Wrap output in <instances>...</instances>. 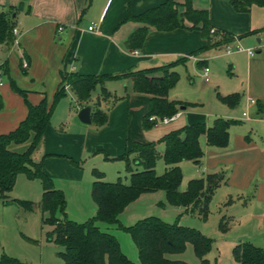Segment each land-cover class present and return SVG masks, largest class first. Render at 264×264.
Instances as JSON below:
<instances>
[{
    "label": "crops",
    "instance_id": "0c3cea01",
    "mask_svg": "<svg viewBox=\"0 0 264 264\" xmlns=\"http://www.w3.org/2000/svg\"><path fill=\"white\" fill-rule=\"evenodd\" d=\"M165 1L0 0V11L13 12L15 26L20 31L18 45L0 44L2 100L0 134L16 129L27 117L26 99L38 104L46 97L48 105H53L63 76H68L72 72L83 75L114 74L164 66L186 58V61L176 64L173 70L177 71L180 67L192 63V67L201 68L203 74L204 67H209V63L220 55L211 52L212 48L221 45L226 46L227 54L244 52L249 59L247 74L245 77H239L236 88L217 91L214 95L213 111L209 113L194 111L188 102L187 105H181L180 111L173 120L168 123L159 122L155 126L179 122V127L175 129L177 130L196 122H205L209 127L220 117L236 120L237 122L230 127V140L227 146H212L208 143L206 135H203L200 138L204 150L201 164L183 161L180 166L182 168L183 163L186 162L194 163L200 168L199 178L211 174L219 175L221 183L216 191H222V196L226 200L224 205H229L230 208V218L234 222L236 218L262 225L264 223V57L254 56L255 52H261L260 43L264 42L262 32L264 6L252 4L247 10L238 11L233 4L235 0H192L195 9L209 12L212 32L216 34L213 46L205 48L208 40L204 38L200 29L191 28L192 23L186 19V27L171 31L152 27L141 49H128L126 41L140 25L139 22L131 19V16L142 14ZM178 2L179 11L183 12L184 0ZM60 25L64 26L61 32L58 30ZM90 26H94V29L90 30ZM227 37H231V41L227 42ZM232 44H244L250 48L255 46L252 47L254 54L250 55L247 51L239 50L230 53L227 46ZM23 60H26L27 67L22 64ZM156 75L162 76V73ZM210 82L211 79L207 83ZM13 83L26 92V98L16 91ZM105 86L112 93L109 100L102 101L99 105L103 111L106 107L109 108L106 124L98 126L92 120L88 124L91 126H83L82 124L85 123L81 122L77 115L81 123L78 124L81 133L79 135L57 132V129L53 130L48 125L46 136L34 153V159L39 161L36 156L37 151L45 144L42 157L45 171L54 179L56 188L63 190L67 195L68 206V189L64 187L65 185L58 186L57 178L67 179V186L76 188L83 182V175L81 172L72 174L70 169L74 168L67 160L62 165L64 169L68 168L67 173L60 170V164H57L59 159L55 156L62 149L69 150L71 146H65V143L73 144L72 146L76 151H80L81 155L91 150L88 142L93 135L92 140L95 141V138L96 143L92 150H95L98 149L99 138L108 133L110 137L118 139L108 154L112 157H120L130 151L134 144L146 143L150 140L149 132L143 128V118L148 112L152 95L137 92L134 88V79L131 77L107 81ZM96 90H98L96 96L93 95L89 103L92 112L102 91L100 86ZM234 93L240 94V100L233 107L220 98ZM69 94L75 93L68 89V96ZM115 96H121L123 99L118 106L113 105L111 109L110 100ZM169 99L180 100L171 97ZM66 100L67 97L62 98L57 105L64 106ZM201 102V99L195 101L197 105L202 104ZM182 106L186 107L183 109ZM81 108L77 106L76 114ZM76 114L73 113L72 120ZM82 132L92 135L90 134V138L85 137ZM67 152L77 158V152L72 150ZM136 156L137 154L135 158ZM95 179L96 176H92L88 181L92 185ZM91 212V217L96 215L97 205ZM240 242L246 241L241 239L237 244Z\"/></svg>",
    "mask_w": 264,
    "mask_h": 264
},
{
    "label": "trees",
    "instance_id": "16d2710c",
    "mask_svg": "<svg viewBox=\"0 0 264 264\" xmlns=\"http://www.w3.org/2000/svg\"><path fill=\"white\" fill-rule=\"evenodd\" d=\"M233 4L236 10L244 11L252 4L264 6V0H235ZM182 6L185 10L180 12L178 0H166L142 14L132 15L131 19L136 20L140 25L128 37L126 47L132 50L141 49L152 27L171 31L186 27V19L192 23L191 28L200 29L204 38L208 40L205 48L213 46L216 34L212 32L209 12L195 9L192 0H184ZM15 27L13 12L0 11V44L6 46L14 44ZM231 39L227 37L226 41L229 42ZM184 61L186 58L164 66L114 74L83 75L72 72L68 76H63L51 107L46 97L38 104L26 99L27 117L16 129L0 134V200L5 204L16 202L31 210L33 208L31 201L10 198L9 194L21 173L31 179L41 180L43 187L41 208L43 213L47 214L44 221L53 227L48 238L64 247L60 252L63 264H133L122 251L117 237L103 231L99 226L100 222L115 224L131 233L138 247L141 264H187L184 260L172 259L168 255L183 253L188 243L194 246L200 260L199 264H211L207 255L211 250L212 240L200 230L178 223H168L155 216L142 219L128 227L121 223L119 217L143 193L159 190L165 192L169 204L183 206L192 211L199 210L203 217H206L210 200L221 183V177L211 174L205 178H194L190 181L188 189L181 191L184 175L180 163L193 161L198 165L201 164L204 150L200 138L203 135H206L208 143L212 146H227L230 140V127L237 122L236 120L220 117L209 127L205 122H196L167 134L163 138L165 144L163 158L167 166L163 175H159L156 171V145L140 142L134 144L131 151L119 157L126 160L128 169L131 170V182L127 184L122 180L106 181L104 173L96 171L91 193L97 205V213L82 223L67 217V200L64 191L56 188L54 179L45 171L43 159L40 161L34 159L35 151L46 136L53 109L68 95V89L75 93L79 107H84L89 105L97 87H101V94L92 112V120L98 126L108 121L107 112L99 108L102 101L112 97V93L105 86L106 82L129 77L134 79V88L137 92L152 95L148 112L143 118L144 129H149L158 123L152 119L153 116L162 119L176 115L181 105L187 103L170 100L168 93L179 81V73L173 70V67ZM157 73H162V76H157ZM14 88L26 98L24 90L16 84ZM220 98L233 107L239 102L240 94L234 93ZM26 143H29L26 150L19 151L16 148ZM131 152L137 154L134 161L140 169L136 171L131 167L129 155ZM234 255L240 264H264V249L249 241L237 244ZM3 260L19 263L16 258L7 255ZM2 263L3 261H0V264Z\"/></svg>",
    "mask_w": 264,
    "mask_h": 264
},
{
    "label": "rangeland",
    "instance_id": "374dc122",
    "mask_svg": "<svg viewBox=\"0 0 264 264\" xmlns=\"http://www.w3.org/2000/svg\"><path fill=\"white\" fill-rule=\"evenodd\" d=\"M259 17V15H257ZM261 28V26H260ZM264 37V28L262 30ZM264 40V38H263ZM262 45L260 53L255 52L254 57H264V42L257 43ZM237 47L238 45L232 44ZM244 48L250 46L242 45ZM255 47V46H251ZM226 46H219L211 49V52L220 54L216 59L209 63L211 82L207 83L201 68H193L192 63L180 67L179 81L169 90L168 97L172 99H180L186 103H190L192 110L209 113L213 111L214 95L217 91H228L236 88L239 83V77H245L248 71V56L244 52L226 53ZM24 59V57H23ZM24 62V60H23ZM237 64V68H236ZM204 73V71H203ZM244 90V89H243ZM242 90V91H243ZM96 90L93 95L96 96ZM65 105H56L53 109L49 126L57 132L65 134H81L78 124H81L76 114L78 101L75 94H69ZM123 98L115 96L111 99V109L113 105L116 107ZM201 99L202 104L197 105L196 100ZM71 100V101H70ZM52 106V105H51ZM49 106V107H51ZM109 109V108H108ZM105 109L106 112L109 110ZM72 111V112H71ZM75 113V118L71 116ZM53 124V125H52ZM77 124V125H75ZM95 124V123H94ZM179 122H172L169 125L153 126L146 129L149 132L150 140L146 143H154L157 148L156 171L159 175H163L166 171V163L163 158L165 144L163 138L177 131ZM52 125V126H51ZM83 126H91L82 124ZM97 125V124H96ZM64 130H62L63 128ZM95 128H100L96 127ZM174 129V130H173ZM181 129V128H180ZM66 131V132H65ZM87 137L92 135L88 132H82ZM52 137V135H51ZM94 137V135H93ZM90 138L88 146H91L89 152L80 155V151L72 146L73 144L65 143V146H71L68 149H62L58 155L57 164H60V170L65 173L68 168H63V162L67 160L72 174L82 173V183L76 188L67 186L68 181L64 178H57L58 186L65 185L69 195V206L67 204L68 217L82 223L87 221L92 215V209L96 207L91 192L92 185L88 180L95 176L96 171L104 173V179L110 182L122 180L129 184L131 182V170L128 169L127 162L120 159L119 156L112 157L108 154L109 150L115 146L117 138L110 137L109 134L102 135L97 142L98 149L92 150L96 143ZM53 139V137H52ZM57 139V136H55ZM94 142V143H93ZM84 143L86 144L85 140ZM89 143L91 145H89ZM61 142H59V145ZM29 143L17 146L19 151H24L28 148ZM45 145V144H44ZM44 145L37 151L38 160H42ZM83 146V144H81ZM134 146V145H133ZM61 147V146H57ZM105 149V150H104ZM75 151L78 153L77 158L67 151ZM132 148L130 149V151ZM67 153V154H65ZM130 161L133 171L140 169L135 165L136 153L131 152ZM62 160V161H60ZM68 164V163H67ZM183 181L180 187L181 191L188 189L189 183L193 178H199L198 172L200 168L192 162H186L182 165ZM93 183V182H92ZM91 185V186H90ZM91 187V191H90ZM63 188V187H62ZM74 188V190H73ZM65 194V192H64ZM10 198H18L20 200H29L33 204L31 210L16 202L5 204L0 200V261L2 264H63L60 257V252L64 247L48 238L49 232L53 227L44 221L47 214H44L41 208L43 199V187L40 179H31L26 174L18 175L15 186L10 192ZM65 194L66 200L68 197ZM214 197L209 203V212L206 217L199 210L187 211L183 206L171 205L166 200V195L163 190L156 192L143 193L136 201L132 202L120 215V221L125 226H133L142 219L150 216L158 217L168 223H178L179 225L200 230L212 240V247L207 257L211 264H239L234 255V248L237 242L249 241L264 249V223L254 224L248 220H236L230 218L229 205H224L226 200L222 196V191H216ZM4 204H3V203ZM61 217L60 214H58ZM103 231L114 234L120 242L122 251L129 257L133 264H141L138 247L131 235L126 230L119 228L115 224L99 223ZM241 243V242H240ZM7 255L16 258L19 263L4 261V256ZM172 259H180L187 264H199L200 260L195 253L194 246L191 243L187 244L186 250L181 254L168 255Z\"/></svg>",
    "mask_w": 264,
    "mask_h": 264
},
{
    "label": "built area",
    "instance_id": "2783aa9c",
    "mask_svg": "<svg viewBox=\"0 0 264 264\" xmlns=\"http://www.w3.org/2000/svg\"><path fill=\"white\" fill-rule=\"evenodd\" d=\"M89 29H90V30H93V29H94V26H90ZM58 30H59V32L63 31V30H64V26H63V25H60V26L58 27ZM13 33H14V35H15V42H14V43H15V45H18V44H19L20 31H19L18 28L15 27L14 30H13ZM227 47H228L227 50H228V52H230V53H231L232 51H234V50H239V51H247L250 55L254 54V50H253L252 48H244L241 44H238L237 47H234V46H232V45H228ZM23 65H24V67H27V66H28L26 60H24ZM203 70H204V73H203L204 78H205V80H206L207 82H209L210 79H211V78H210V68H209L208 66H206V67H204ZM246 115H248V114L246 113ZM174 118H175V115L172 116V117H165V118H162V119L157 118L156 116H153V117H152V119H153V120H156L158 123H159V122L168 123V122H170L171 120H173Z\"/></svg>",
    "mask_w": 264,
    "mask_h": 264
},
{
    "label": "water",
    "instance_id": "95a60500",
    "mask_svg": "<svg viewBox=\"0 0 264 264\" xmlns=\"http://www.w3.org/2000/svg\"><path fill=\"white\" fill-rule=\"evenodd\" d=\"M186 106H182L184 109ZM78 117L81 122L85 124H90L92 122V107L87 105L80 109Z\"/></svg>",
    "mask_w": 264,
    "mask_h": 264
}]
</instances>
